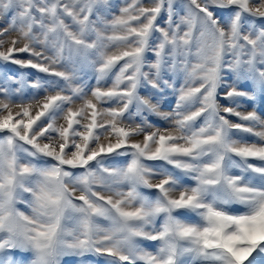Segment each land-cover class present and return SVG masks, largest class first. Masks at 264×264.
<instances>
[{
	"label": "snow or ice",
	"instance_id": "1",
	"mask_svg": "<svg viewBox=\"0 0 264 264\" xmlns=\"http://www.w3.org/2000/svg\"><path fill=\"white\" fill-rule=\"evenodd\" d=\"M0 23V63L43 74L0 73V264H264V116L241 110L264 0H0Z\"/></svg>",
	"mask_w": 264,
	"mask_h": 264
},
{
	"label": "rangeland",
	"instance_id": "2",
	"mask_svg": "<svg viewBox=\"0 0 264 264\" xmlns=\"http://www.w3.org/2000/svg\"><path fill=\"white\" fill-rule=\"evenodd\" d=\"M117 3L120 2V0H116ZM6 26L3 23H0V28ZM23 55V54H20ZM8 73L10 75L13 76H19L20 74L25 75L29 80L35 79L37 76H43V74L38 73L36 70L34 69H30V68H25V69H21L16 65L13 64H5V63H0V73ZM94 83V81H93ZM242 87L246 88V89H250L251 85L250 84H243L241 85ZM31 90H27L24 94L23 99L24 100H28L31 96ZM42 95V93L40 94ZM17 100L20 99V97L16 98ZM173 97H166L164 99V102L162 104V109L163 111H171V101L173 100ZM79 101L77 102L76 105H74V107H77L79 105ZM243 107L241 108L242 111H250L252 109V107L255 105L256 110L258 111V113H260L262 116H264V99L258 98L255 102L253 101H248V100H243L241 101ZM234 121H236V118H232ZM150 121L151 123H153L154 125H156L157 127L160 128H166L168 127V122L163 121L157 117H150ZM62 122V121H61ZM139 121H137L138 123ZM238 122V121H237ZM137 139H142V137H138ZM245 139H247L248 141H254L256 138L252 137V136H245ZM102 142H104L102 140ZM151 194V193H149ZM234 207H239V206H234ZM182 218L184 219H189V220H195L198 219L197 217H195L194 215H184L182 216ZM145 247H147L149 250H155L156 248V242H145L144 244ZM84 259L88 262V264H104V261L102 258H96L93 256H86L84 257ZM64 264H80L79 258L76 257H66L64 260Z\"/></svg>",
	"mask_w": 264,
	"mask_h": 264
}]
</instances>
